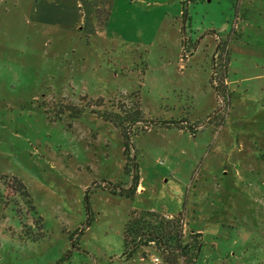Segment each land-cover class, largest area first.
Instances as JSON below:
<instances>
[{
    "label": "rangeland",
    "instance_id": "rangeland-1",
    "mask_svg": "<svg viewBox=\"0 0 264 264\" xmlns=\"http://www.w3.org/2000/svg\"><path fill=\"white\" fill-rule=\"evenodd\" d=\"M5 176L0 264H180L124 254L145 209L264 264V0H0Z\"/></svg>",
    "mask_w": 264,
    "mask_h": 264
},
{
    "label": "trees",
    "instance_id": "trees-1",
    "mask_svg": "<svg viewBox=\"0 0 264 264\" xmlns=\"http://www.w3.org/2000/svg\"><path fill=\"white\" fill-rule=\"evenodd\" d=\"M65 108L74 107L68 105ZM126 112L125 110L123 112L125 114L121 115H126ZM174 125L183 128L182 125ZM0 180L5 184L4 191L9 194L14 193L13 191H19V193L28 196L25 185L16 177L5 176ZM138 180L139 176L135 174L129 194H135ZM0 196L2 195L0 194ZM8 200L16 202L12 198H8ZM186 225L183 213L161 214L148 209L133 212L124 226V254L131 257L142 247L155 244L165 254L181 258L182 262L180 264H195L204 245V238L201 232L188 231Z\"/></svg>",
    "mask_w": 264,
    "mask_h": 264
},
{
    "label": "crops",
    "instance_id": "crops-1",
    "mask_svg": "<svg viewBox=\"0 0 264 264\" xmlns=\"http://www.w3.org/2000/svg\"><path fill=\"white\" fill-rule=\"evenodd\" d=\"M84 5V4H83ZM89 6V5H88ZM87 6V7H88ZM90 9V18L92 19L93 18V16H94V13H93V10L96 8L94 5H92L91 7H89ZM145 189V186H144V184H143V182H142V179L140 180V178H139V180H138V186H137V189H136V192H135V194H139L142 190H144ZM149 210V209H148ZM153 211H155V210H153ZM170 214H174V213H170ZM183 215H184V213H183ZM185 218V217H184ZM185 222H186V219H185ZM193 231H196V232H201V230L200 229H192ZM202 233V232H201ZM138 252H136L135 254H137ZM137 255H139V254H137ZM132 256H134V255H132ZM139 259V263H137V264H144L143 262H144V257H139L138 258Z\"/></svg>",
    "mask_w": 264,
    "mask_h": 264
},
{
    "label": "built area",
    "instance_id": "built-area-1",
    "mask_svg": "<svg viewBox=\"0 0 264 264\" xmlns=\"http://www.w3.org/2000/svg\"><path fill=\"white\" fill-rule=\"evenodd\" d=\"M156 264H158L159 262V258L158 257H155L154 260H153Z\"/></svg>",
    "mask_w": 264,
    "mask_h": 264
}]
</instances>
